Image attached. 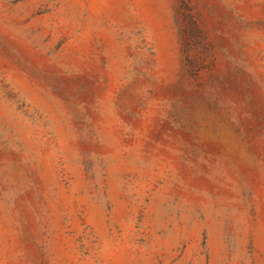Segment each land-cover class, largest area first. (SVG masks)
I'll list each match as a JSON object with an SVG mask.
<instances>
[{
    "label": "rangeland",
    "instance_id": "rangeland-1",
    "mask_svg": "<svg viewBox=\"0 0 264 264\" xmlns=\"http://www.w3.org/2000/svg\"><path fill=\"white\" fill-rule=\"evenodd\" d=\"M0 264H264V0H0Z\"/></svg>",
    "mask_w": 264,
    "mask_h": 264
}]
</instances>
